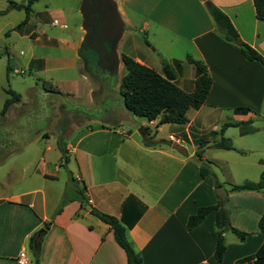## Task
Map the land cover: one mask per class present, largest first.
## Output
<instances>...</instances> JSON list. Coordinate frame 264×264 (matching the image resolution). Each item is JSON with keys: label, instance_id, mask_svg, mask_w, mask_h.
<instances>
[{"label": "crops", "instance_id": "0c3cea01", "mask_svg": "<svg viewBox=\"0 0 264 264\" xmlns=\"http://www.w3.org/2000/svg\"><path fill=\"white\" fill-rule=\"evenodd\" d=\"M40 1L31 5L28 21L22 28L20 26L15 29L25 19L24 13L18 24L7 22L11 24L10 31L5 32L11 33L12 36L6 34L9 38L33 37L34 42H43L46 46L59 44L60 38L49 36L45 26L66 29L65 9L44 5V9L34 10L33 6ZM123 1L115 5L111 0L118 24L123 28L134 26L125 13V6L143 16L139 31L147 32L152 26L153 29L191 45L197 55L196 60L206 66L212 80L206 100L187 111L188 122L185 125L157 126L156 120L143 119L140 124L144 127L139 130L142 136L146 135L150 127L154 129V134L167 127V142L160 139V142L147 147L133 139L130 131L109 129L110 124L120 127L127 119L128 111L123 105L116 112H98L102 117L95 118V110L90 111L95 109V92L91 89L82 102L85 113H82L84 117L81 123L71 120L72 114L65 108L56 107L47 116H37L42 119L40 131L29 134L30 129L25 122L20 129L15 130L18 127L17 118L30 120L21 110L18 113L14 111L24 106L22 95L15 91L20 95V100L9 106L3 123H0L3 127L0 128L8 135L22 136L18 138V144L21 150L27 151L28 160L20 165L21 176L18 181L9 179L5 182L4 177L0 178V264H19L17 256L20 252H27L28 261L34 264L29 250V240L34 234L40 240L39 264H127L125 253L115 242L109 227L89 213V206L81 207L77 201H72L64 205L60 213H56L67 185L61 170V148L66 152L67 164L69 158H72V171L78 174L76 182L82 183L90 207L119 220L123 212L129 220L128 216H135L142 210L136 223L126 228L128 242L141 257L142 264H217L214 259L217 235L214 213L208 214L192 230L187 229L186 222L199 207L214 206L220 202L230 226L252 235L240 241L232 232H224L225 252L220 264H264V258L239 263L253 255L264 242V230L258 228V221L264 212V195L257 191L233 192L228 189L225 200L221 201L215 193L219 185L213 183L209 176L200 177L201 163L195 158V153L200 151L203 162L210 165L217 162L204 155L203 148L212 147V144L201 139L208 131L209 134H219L226 122L217 131L214 125L213 129H205L203 124L207 120L212 122L214 118L230 115L231 123L247 128L240 129L237 137H244L255 130H249V124L257 113L251 111L249 106H253L254 110L261 107L264 98V68L256 62L246 61L238 45L221 39L202 0H125V5ZM208 1L227 16L241 42L264 59V24L255 17L252 0ZM9 3L25 4V0H0V11H6L0 18L16 11L7 10ZM74 9H78L76 14L79 21L76 19L72 25L79 36L73 51L75 57L84 63L78 69L80 79L57 80L54 83L43 81L50 86L51 92L71 99H74L75 93L71 88L79 81L89 80L84 71L87 62L80 46L89 37L94 39L93 26L86 27L83 24L81 3ZM54 20L57 25L53 24ZM123 38L124 33L120 39ZM9 46L10 43L0 45V52L8 54ZM116 47H113L112 52ZM103 52L107 53L105 48ZM131 58L161 73V62L153 67L152 63H147L149 60L138 56ZM54 60L61 59L31 58L26 67L36 73H45ZM117 67L123 69L121 59L117 61ZM172 67L176 75L175 85L186 93L192 92L195 71L189 72L186 79L181 66ZM16 71L13 70V73L22 74ZM98 96L104 97L101 94ZM238 108L241 110L236 112ZM5 124H9L7 128H4ZM230 127L220 134L221 138H224ZM215 142L218 141H213V144ZM174 143L184 148L187 155L183 156L173 150ZM36 145L39 147L36 148ZM186 145L191 148V152ZM14 152L10 148L8 154L0 158V165L5 164L6 158ZM258 162L264 164V160L259 159ZM31 167V174L25 177L24 172ZM13 170V166L8 168L10 173ZM112 170H118V178L112 177ZM45 224L48 227L43 232ZM39 229L41 233H37ZM227 233L234 238L228 237Z\"/></svg>", "mask_w": 264, "mask_h": 264}, {"label": "rangeland", "instance_id": "374dc122", "mask_svg": "<svg viewBox=\"0 0 264 264\" xmlns=\"http://www.w3.org/2000/svg\"><path fill=\"white\" fill-rule=\"evenodd\" d=\"M112 1H114L116 5L121 0ZM79 3H81L84 26H93L91 24V19H94L90 18V20H88V18L94 17L97 19V10L103 5L108 10L111 18L116 23V26L114 31L113 29L112 31L106 30L104 34L106 36L105 39H100L97 33V38L94 43H91L86 39L84 40V44L80 46L82 56L87 62V67L84 71L87 73L89 80L82 82L79 81L77 85L71 88L75 92L74 99H71L65 95L51 92L50 86L43 81L54 83L53 81L57 80L72 81L80 79L78 69L81 68L84 63L75 57V51H73V46L77 42L79 32L74 28V25H72V22L76 19L79 21V17L76 14L78 9H74L79 6ZM125 4L124 0L123 5ZM44 5L62 7L65 9L64 18L67 20L66 22L68 25L66 29L45 26L46 32L49 36L60 38L58 39V45L50 44L46 46L43 42H34L32 39L33 37L18 39L16 36H13L12 38H9V36H12L11 33L7 32L9 34L8 36L5 32L10 31L11 24H7V22L10 21L13 24H18L22 18L21 14H25L23 10L15 11L12 15L0 18V30L5 33H0V45L10 43L8 54L3 51L0 52V111L3 100L8 98L5 90L9 89L14 92H19L23 97L22 102L24 106L14 111L18 113L19 110H21L24 115L30 117V120H27V118L25 120L17 118L16 123L18 127L14 126L15 130L20 129V126H23L25 122L26 125L28 123L30 129V132H28L29 134H34L40 131L42 127L40 122L42 119H39L37 116L40 114L47 116V113L56 107L61 109L65 108L72 114L73 118L71 117V120L73 119L74 122L81 123L83 120L82 118L84 117V114L82 113H85L82 102L86 100L85 98L90 89L95 92V97H93L95 99V109L90 110H95V118L102 117L98 112L103 110H110L111 112L119 111L123 105V100L120 95V83L124 74V69L117 67V61H120L119 55H125L130 58L138 56L141 59L149 60L150 62L148 61L147 63H152V65H154L153 67H156V64L163 61L172 64V66H181L186 79H188L189 72H192L193 70L195 71L194 67L187 62V58L193 60L197 59V55L194 53L190 44L170 34H166L155 28L153 29L152 26L149 27L147 32L139 31L144 18L133 12L130 8L127 9L123 6L126 15L131 19L134 26L132 28H123V26L118 24L114 10L115 6L111 3V0H42L35 4L33 9L37 11L42 10L44 9ZM72 8L74 10H72ZM87 21L89 22L87 23ZM123 33L125 39H120ZM110 36L114 38L113 41L115 45L113 47H116L117 45L112 53H109L107 50V42L110 41ZM103 48L106 49L107 54L103 52ZM40 57L61 60H54L51 62L45 73L30 71L26 67L27 61L31 58ZM96 58L99 60L103 59V61L98 60L99 62L96 63ZM6 64H8L10 68L8 73L6 71ZM13 70L23 73L15 74L13 73ZM35 83H37V87L35 86ZM100 94L104 95V97L98 96ZM77 99H81L82 101L80 102ZM241 106L246 107L245 105ZM249 107L252 109L251 111L257 113L255 119L249 124V130L252 128L255 130H252L244 137H237V133L240 129L245 130L247 128L242 126H232L228 129L227 134L224 135V138H228L236 150L226 151L215 149L213 147L205 148L206 146L203 148L206 157L217 161L211 165L206 161L203 162L210 171L208 176L213 183L219 185L218 188H224L225 191L231 189L233 186L258 182L261 173L264 171V164L262 165L258 162L259 159L264 160V98L259 110H254L253 106ZM127 116V119L122 122V126L119 127L118 125L110 124L109 129H115L114 131L119 129H123L125 132L130 131L133 135V139L147 147H151L154 142H160V139L167 142V127H163L160 131L157 130V134H154V129L150 127L149 130L146 131V135L142 136V133H140L139 130L144 127V125L140 124L144 120L134 117L128 112ZM3 118L4 116L0 118V123H3ZM225 122L231 123L230 115L214 118L212 122L207 120L204 122L203 126L206 127L205 129L209 130L213 129L214 125V129L218 131L219 127ZM70 124L72 123L70 122ZM8 125L9 124H5L4 128H7ZM0 126L3 127L2 124ZM112 136L114 137L115 135ZM16 137L17 136L12 134L8 135L0 128V158L8 154L10 148L15 150L14 154L12 153L11 156L6 158L5 164L0 165V178L4 177L5 182L9 179L12 181H18L19 176H21L20 165H22L25 160H28L26 155L27 151L21 150L19 147L20 144H18V138L20 139L22 136ZM220 138V134H209L208 131L204 134L201 141H208L209 144H213V141H219ZM147 143H149V145ZM62 144H64V139L62 140ZM37 147L39 146L36 145V148ZM186 147H188V151L191 152V148L187 145ZM39 155L40 153L38 152V156ZM61 163V170L67 179L66 183L71 182L72 178L73 184L85 192L82 183L76 182L78 174L72 171V158H69V164H67L68 162L65 164L63 159L61 160ZM11 166H13L14 170L10 173L8 172V168ZM31 171L32 167L29 168L28 171H25V174L23 173L24 176L28 177V175L31 174ZM69 171L73 174L71 175ZM112 172H114L112 177L118 178V170H112ZM41 231L42 230L39 229L37 233H41ZM227 236L234 238L230 233H227ZM251 236L252 235L249 234L247 237ZM20 253L26 255L27 252ZM19 255L17 256V259Z\"/></svg>", "mask_w": 264, "mask_h": 264}, {"label": "trees", "instance_id": "16d2710c", "mask_svg": "<svg viewBox=\"0 0 264 264\" xmlns=\"http://www.w3.org/2000/svg\"><path fill=\"white\" fill-rule=\"evenodd\" d=\"M36 1L38 0H25V4L9 3L7 10H23L25 12V19L15 29L26 24L31 12V5ZM202 1L221 39L229 44L238 45L246 61L256 62L264 68V59L262 56L250 46L241 42L227 16L208 0ZM252 3L255 17L264 24V0H252ZM5 12L6 11H0V16ZM120 59L124 69V74L120 83V95L123 100V106L134 117L146 119L147 121L156 120L157 126L164 124L185 125L188 122L186 116L187 111L205 102L212 85V80L207 72L206 66L201 61L191 58H187V62L194 67L196 77L193 91L190 93L182 91L175 85V71L173 67L166 62H161V73H157L155 70L137 63L128 56L121 55ZM6 71L7 73L10 71L8 65L6 66ZM5 93L8 95V98L4 100L2 105L0 111L1 118L4 116L9 106L20 100V95L12 90L7 89ZM240 110L241 109L238 108L235 111L238 112ZM244 110L247 111V109ZM236 125L238 124L225 123L218 133L223 134L227 127ZM212 147L226 151L235 150L231 141L226 138H221L218 142L212 144ZM60 151L61 160L63 159L66 164L68 162L66 152L63 148H61ZM195 156L197 161L201 163L199 167L200 177L204 178L208 176L210 171L206 165L203 164L201 152L197 151ZM231 191H257L264 195V171L261 173L258 182L233 186ZM72 201H77L81 207L89 206V213L109 227L115 242L125 253L127 264H142L141 257L133 251L126 235V228H131L136 223L142 210L138 211L135 216H128L129 220H127V215L124 212L121 220L100 212L90 207L84 192L73 184V179L71 178V182H68L65 187L56 213H60L63 206ZM210 213H214V225L217 231L214 259L217 264H220L225 252L223 233L230 231L240 241H244L249 234L240 232L230 226L227 214L221 202L214 206L199 207L196 213L187 219V229L192 230L197 227ZM47 227L48 224H45L43 232ZM258 228L259 230H264V212L258 221ZM39 245L40 240L35 238V234L32 235L29 240V250L33 255L34 264H39ZM262 258H264V242L253 255L240 260L239 263Z\"/></svg>", "mask_w": 264, "mask_h": 264}, {"label": "flooded vegetation", "instance_id": "af4514ba", "mask_svg": "<svg viewBox=\"0 0 264 264\" xmlns=\"http://www.w3.org/2000/svg\"><path fill=\"white\" fill-rule=\"evenodd\" d=\"M97 16H98V20L95 18L94 20L91 19V24L93 25V28H94V39L90 38L89 37V41L91 43H94L96 41V34L98 33V37L101 39V38H104L105 39V32L106 30L107 31H114L115 29V26H116V23L113 21V19L111 18V15L109 14L108 10L106 9V7L103 5L102 7H100L98 10H97ZM91 17L88 18V20H90ZM89 21H87L88 23ZM100 25V26H99ZM114 34V32H113ZM113 37L110 36V41L107 42V50L108 52H112V49H113V46H114V41H113ZM88 41V42H89ZM107 54V53H105ZM104 54V55H105ZM99 59L96 58L95 62L98 63L99 61H103V59Z\"/></svg>", "mask_w": 264, "mask_h": 264}, {"label": "water", "instance_id": "95a60500", "mask_svg": "<svg viewBox=\"0 0 264 264\" xmlns=\"http://www.w3.org/2000/svg\"><path fill=\"white\" fill-rule=\"evenodd\" d=\"M172 149L175 150L177 153L183 155V156H186V152L184 150V148H182L181 146L177 145L176 143H174L172 145ZM215 193L216 195L218 196V198L221 200V201H224L225 200V197H226V191L224 188H216L215 189ZM40 233V232H39ZM38 235V234H37Z\"/></svg>", "mask_w": 264, "mask_h": 264}, {"label": "built area", "instance_id": "2783aa9c", "mask_svg": "<svg viewBox=\"0 0 264 264\" xmlns=\"http://www.w3.org/2000/svg\"><path fill=\"white\" fill-rule=\"evenodd\" d=\"M53 24L54 25H57L58 23H57L56 20H54L53 21ZM63 28H65V27L63 26ZM16 73H23V72L16 71ZM170 139L173 141V138L172 137ZM17 262L19 264H33L30 261H28L27 256L24 253H20V255H19L18 259H17Z\"/></svg>", "mask_w": 264, "mask_h": 264}]
</instances>
